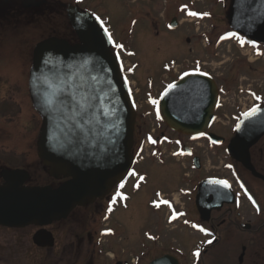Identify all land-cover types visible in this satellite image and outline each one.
<instances>
[{
    "label": "rangeland",
    "instance_id": "1",
    "mask_svg": "<svg viewBox=\"0 0 264 264\" xmlns=\"http://www.w3.org/2000/svg\"><path fill=\"white\" fill-rule=\"evenodd\" d=\"M59 2L56 4L49 1V5L44 6L47 8L40 12L43 15H36L40 17L37 22L28 17L27 30L24 29L23 32L27 44L23 50L26 51L27 57L21 66L22 71L28 76L32 65L31 52L36 42L53 33L73 41L76 38L65 15L64 8L67 4L65 0ZM233 2L234 0H85L81 4L82 7L100 15L110 25L114 43L123 45L120 54L129 65L132 73L130 78L138 93L133 149L137 162L135 168L144 177L132 179L125 184L124 188L129 192L128 198L124 199L127 201V208L119 206L107 217L108 221L104 220L103 213L106 197L113 188L103 199L97 200L96 204H90L85 228L92 239L95 237L97 227L99 230L113 229L116 234L104 233L99 238L100 247L103 246L109 251L117 250L121 258L131 259L133 254H140V264H149L154 256L164 251L182 248L189 253L191 262L190 251L195 248L197 242L201 244L204 238L191 228V222H200V216L194 201L183 197L181 190H193L198 182L200 184L204 177L209 176L227 179L233 186L237 185V177L242 178L243 182L248 178L247 172L240 164L236 165L238 176L233 172L234 160L226 153V147L234 136L233 128L238 119L233 116L238 114L239 110L249 108L253 103L250 95L239 90L251 88L255 90V98L264 97V59L256 60L255 51L249 46L241 48L233 41L217 42L221 33L232 29L228 16L232 11ZM181 3H188L190 10L202 11L207 15L198 18L180 13L178 8ZM174 18L179 21V28L175 30L170 28ZM41 22V30L35 31ZM11 26L13 29L14 24ZM6 53L8 57L11 54L9 51ZM195 64L200 70L205 69L219 84H226V90L222 94L224 105L216 111L218 121L210 128V131L225 138L226 141L221 146H215L206 139L191 142L186 136L169 131L154 106V101L164 87L183 72L197 68ZM13 68L15 71L16 68ZM27 118L22 117L17 126L18 131L12 130V138L8 139L5 134H0V141L6 147L9 145L12 147L10 143L14 145V140L21 146L20 151L26 148L35 156L38 129L34 133L35 139L32 140ZM1 121L0 119V126ZM154 131L156 138L160 131H163L168 142L161 140L157 145L151 143L150 135ZM15 137L20 138L17 139L18 142ZM176 140H181V143L178 144ZM182 144L190 145L195 150L196 156L201 160L200 169L194 168L192 158L185 156L181 149ZM176 150L180 154L171 156ZM156 153L165 155L159 157ZM0 157L11 165H18L20 160L13 155L1 156V153ZM42 172L37 177L39 181L54 182L46 170ZM57 184V181L53 183ZM159 192L164 193L166 198L175 199L178 207L185 208L189 218L194 221L184 223L178 221L172 224L168 222L169 213L166 208L155 210L154 206H151V201H155ZM215 215H219L217 211L213 212V216ZM74 228L75 226L69 229L65 226L54 227L59 235L57 242L60 247H68ZM77 229L79 228L76 227L75 231ZM33 232L30 227L3 232L6 236L11 234V240L14 239L13 247L22 253L21 259L11 264L39 263L41 254L38 255L32 244ZM92 248L93 246L89 244V252ZM42 253L44 262L51 259L50 253Z\"/></svg>",
    "mask_w": 264,
    "mask_h": 264
},
{
    "label": "water",
    "instance_id": "2",
    "mask_svg": "<svg viewBox=\"0 0 264 264\" xmlns=\"http://www.w3.org/2000/svg\"><path fill=\"white\" fill-rule=\"evenodd\" d=\"M68 15L78 42L58 37L40 41L33 51L29 78L33 105L43 118L37 140L39 159L51 177L65 181L55 188L23 186L11 180L17 172H5L7 182L0 185L2 225L45 226L64 219L74 208L103 198L133 166L136 111L120 60L111 52L112 41L90 13L74 7ZM231 23L247 37L264 41V0H237ZM172 26H177L175 20ZM217 97L210 77L184 76L163 95L162 118L174 130L203 132L213 120ZM258 109L255 115L242 117L226 150L253 172L249 150L264 136V107ZM209 136L218 144L225 141ZM213 181L217 180L203 181L197 197L205 219L213 208L232 201L230 188ZM44 233L35 234L36 244H44ZM168 261L165 256L151 264Z\"/></svg>",
    "mask_w": 264,
    "mask_h": 264
},
{
    "label": "flooded vegetation",
    "instance_id": "3",
    "mask_svg": "<svg viewBox=\"0 0 264 264\" xmlns=\"http://www.w3.org/2000/svg\"><path fill=\"white\" fill-rule=\"evenodd\" d=\"M49 1L56 4L59 2V0H0V119L2 120L0 134H5L8 139L12 138L13 131H18L19 128L17 126L23 116L28 117L29 126L27 127L31 129L32 140L35 139V131L38 129L39 133L42 124L41 115L36 111L31 100L29 76L22 71L21 66L27 57L25 55L26 51L23 50V48L27 47L23 32L25 31L24 29L27 30L28 17H32L35 22L39 21L40 19L38 18L40 17L36 15H43L40 12L47 8L44 6H48ZM65 3L67 7L64 9L68 21L67 10L70 5L77 6L83 12L88 11L77 0H65ZM64 5H61V7H64ZM188 6V3H181L178 12L185 11ZM12 24H14L13 29ZM69 24L71 26L70 21ZM41 25L42 22L36 26L35 31L41 30ZM260 45L264 53V43ZM7 51L11 53L9 57L6 53ZM13 67L16 68L15 71ZM219 86L222 94L226 89V84L220 83ZM240 87L241 85L238 86V88ZM222 107L220 103L217 111ZM239 114L240 110L234 117H238ZM216 117H218L217 114ZM23 121L25 120L23 119ZM187 138L188 140L191 139L190 137ZM15 139L17 141L20 138L15 137ZM24 139L27 140L26 138ZM37 140L38 134L35 156L33 153H29L26 148L20 151L21 146L15 143L14 140V145L10 143L12 147L10 145L6 147L0 141L1 156L13 155L20 159L18 165H11L0 157V185L7 182L4 173L13 171L17 173L14 176L11 175L13 177L11 180L21 182L23 186L51 185L52 187H57L61 184L62 180L59 181L53 178L54 182H58L57 185H53L54 182H41L39 181L40 179H37L43 173L42 171L45 170L38 157ZM2 149L4 151H1ZM250 159L255 173L242 166L247 172L248 178L244 180L243 186L239 183L233 186L234 202L224 204L220 209L212 210L207 222L201 221V218L200 222L191 220L188 216V211L185 208L177 207L178 204L175 199L169 198L176 206V209L173 208L175 215L181 214L174 221L183 223L194 221L202 225L203 228L209 229V235L207 236H203L202 233L196 231L201 237H208L209 244L206 245L204 243L201 251L195 246L190 251L191 262H189V253L182 248L176 251L172 249L164 251L154 256L151 261L168 256L175 260L177 264H264V136L251 147ZM23 161L24 163L20 165ZM238 164L240 163L234 161L233 172H236V174L238 173L236 168ZM199 185L198 182L193 190H181L182 196L194 201L195 206ZM113 193L109 195V199ZM109 199L107 198L106 201H109ZM162 207L164 206L160 208ZM87 211H89V205L75 208L65 219L55 221L46 227L25 226L34 230L31 241L37 249L38 255L41 254L38 264H140V254H133L131 259H125L121 258L120 254H117L115 248V251H109L104 249L103 246L100 247L101 240L99 238H101L105 229L99 230L97 227L95 237L92 239L89 231L85 230L86 221L89 217ZM214 211H217L219 215L213 216ZM173 212L170 211V214ZM89 223L91 222L89 221ZM62 226L68 229L73 226L79 228L76 231L74 228L73 233H71L72 239L67 247L68 249L65 246L60 247L59 242H57L59 235L54 227L60 228ZM22 228L24 227L17 228L0 224V264H11L21 259L22 253L16 251L17 248L13 247L12 241L14 239L11 240V234L6 236L3 232L8 233ZM38 232H47L51 235L44 233L43 245H38L34 241V236ZM51 239L52 245H48ZM89 244L93 246L90 252ZM42 252L50 253L51 259L44 262ZM108 252H112V254H108Z\"/></svg>",
    "mask_w": 264,
    "mask_h": 264
},
{
    "label": "snow or ice",
    "instance_id": "4",
    "mask_svg": "<svg viewBox=\"0 0 264 264\" xmlns=\"http://www.w3.org/2000/svg\"><path fill=\"white\" fill-rule=\"evenodd\" d=\"M190 15H193V16H196V15H199L198 13H195V12H191L189 13ZM203 15H207V13H204ZM97 20L100 21V23L103 25L104 21L100 18V17H96ZM105 31H107V28H105ZM235 35V33H233V36ZM112 37H111V34L109 33V40H111ZM117 48H123V45H120V44H117L115 45ZM204 75H207V73H204ZM171 87V86H170ZM259 109L254 107L251 109V111L249 113H245V115H255L256 112L258 111ZM153 143H155L156 141H152ZM141 179H143V177H141ZM213 183L215 184H221L223 185L225 188H228L230 187V185L228 184L227 181H220V180H217V181H213ZM163 203L167 204L168 202L167 201H163ZM159 206V205H157ZM173 218H175V214L173 216ZM197 255H199V253H197Z\"/></svg>",
    "mask_w": 264,
    "mask_h": 264
}]
</instances>
